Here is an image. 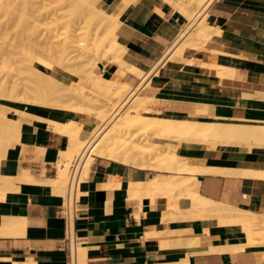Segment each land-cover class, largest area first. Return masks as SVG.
<instances>
[{
  "label": "crops",
  "instance_id": "crops-1",
  "mask_svg": "<svg viewBox=\"0 0 264 264\" xmlns=\"http://www.w3.org/2000/svg\"><path fill=\"white\" fill-rule=\"evenodd\" d=\"M97 5L116 17L114 33L123 50L122 66L100 61L96 75L107 81L119 77L133 88L143 82L140 93L151 98V111L143 115L264 125V0H212L200 11L212 35L198 47L187 46V36L176 43L196 12L190 0H98ZM0 104L23 113L16 115L21 138L10 146L4 164V173L14 179L0 201V264H69L60 213L63 191L52 182L69 140L51 123H78V137L88 139L100 121L61 107ZM220 147L180 143L175 153L186 165L207 170L182 175H191L190 189L200 197L247 211L261 223L264 176L246 172L264 173V149L233 146L230 153L219 152ZM96 157L79 192L76 264L78 253L82 264H264V226L254 227L249 237L240 223L223 221L222 214L193 217L192 202L180 189L168 196L144 192L138 184L154 175L168 177L167 172ZM6 221H19L23 230H2Z\"/></svg>",
  "mask_w": 264,
  "mask_h": 264
},
{
  "label": "rangeland",
  "instance_id": "rangeland-1",
  "mask_svg": "<svg viewBox=\"0 0 264 264\" xmlns=\"http://www.w3.org/2000/svg\"><path fill=\"white\" fill-rule=\"evenodd\" d=\"M17 1L19 5L16 3ZM21 1L23 2V5ZM85 1L86 0H26V3L25 0H16V2L14 1V3L16 4H14L13 2V4H11L15 6L10 5L11 1H9L10 3L8 1L0 2V96L3 94L4 97V99L0 100L4 102L11 100L20 102L21 99L25 100L27 98L26 101H24L25 103L28 101V99L31 102H33L35 99H38V102L40 103L39 105L43 104L52 107H61L63 109L82 113L96 119L99 115H101L103 111H107L109 109V107L105 106L106 93L101 90H91L90 88L92 86V82H94V76H96L95 71L97 63L103 60H108L107 54L102 50L103 40L110 36L112 32H115L114 27H116L117 22L112 19L100 20V17L96 14L95 16H97L99 19L96 18L94 19V21L100 20V22L98 23V21H92L94 17V11L92 10V8L94 10L99 9L97 5L98 0ZM206 1L207 0H204L200 4V0H190V2L194 4L193 7L196 6V12L190 18V20L192 18L195 20H193L194 22H190V27L186 30L185 34L182 35L183 38L179 39L176 42L177 44H180L185 40L184 36H187V42L192 38V42L190 41V43H194L196 41L195 43H198L199 45H201L208 39L209 36L203 42L199 41L200 43L197 42V40H194V35L197 32L196 30L201 26L198 24L199 21V23H201L200 19L202 16V12L200 11L203 10ZM7 2L11 7L6 4ZM5 5L6 7L4 8ZM31 5V9L27 8V14H24L26 11L25 7H29ZM20 7L23 12L20 11ZM91 12H93V14H91ZM87 13H90V15H88ZM87 16H91L92 19L90 20ZM8 17H10L9 20ZM22 17L25 19V21L21 20ZM198 44L194 46L198 47ZM184 45L185 44H183V46ZM63 75L68 76L70 79L63 80L60 77ZM135 76L141 78L143 75L140 73V75ZM19 79L21 82H23L21 83ZM12 81L19 82V88L16 86L19 91L16 87H12ZM23 83L28 87H24ZM142 85L143 82L140 83L139 87L136 90L133 89L134 85H130L129 90H126L127 92L125 91L122 93V98L120 101L121 103L119 102V105H117L114 110L112 109L108 112L109 117L105 121V126H103V122H100V125H98V127L96 128L94 133L96 136L94 137L90 148H93V146H96L97 144L96 149L101 150L103 145L107 143V140L112 133L119 129H127L125 139L128 140L123 139L121 140V142H118L115 149H112V147H110L109 153L111 155L112 153L116 154L118 157H121L123 154L126 157V155L128 154V152L126 151V145L130 144V142L132 141L133 145H135L139 151V155L137 157L141 162L143 161L142 164L146 162L145 165L141 167H147L155 171L168 172L165 169L160 168L163 167L162 163H164V166L165 163H167L162 160V158L166 157V154L169 151H173V149L176 152L177 147L180 145V143L186 141L179 140L178 138L174 137L175 135L173 136V138L172 135H163L159 134L158 132H156L155 134L152 126L146 125L145 123L143 124V122H132V124L134 123L132 125L131 123L128 124V122L125 121L128 112L131 110V107L134 106L135 102H138L137 100H140V98L144 96V94L140 93L139 90ZM31 86L34 90L30 89ZM33 86H35L36 88ZM23 87L27 90V92ZM11 89L14 90L15 94L11 92ZM15 89L19 93L15 92ZM28 90L31 91V93ZM22 91L23 93H21ZM28 92L29 95H25L28 94ZM12 94L15 96L17 94L18 98L13 96ZM30 94L31 98L29 97ZM67 94H69V96ZM10 97L14 98L11 99ZM23 100H21V102H23ZM30 101L29 103H31ZM36 101L37 100L34 101L35 104H38V102L36 103ZM148 105L149 103L147 104V106ZM2 109H6V111ZM2 109L0 110V130H2L0 132L1 134H5V127L9 125V117L11 121H17L20 124V120L16 118V115H23V113L14 111L10 108L8 113L6 106ZM148 111H151L150 108L148 109ZM140 112L142 114V112H145V110H140ZM70 123L80 125L75 122H69V124ZM228 125L230 127L229 131L231 130L234 132V130L236 131L239 129L240 134L244 132L247 136L250 132V135H252H249V138H253L251 144L241 141L240 146L237 144V142L232 146H235L239 149L248 150L252 149L253 147L264 149V130L261 131L260 129V126H262L263 128L262 124H260V126L258 124L259 129H257V124H234L236 125V128L232 127L233 124H227V127ZM17 130L19 134H21L20 127H18ZM1 134L0 144H2L0 145V175L4 173V164L6 163L9 151L12 148L8 146V148L6 147V150L4 149V144L7 143L6 141L9 142L10 139L6 140L7 135L5 134V137V135ZM163 136H165V139L163 138ZM3 138L6 139L4 140ZM11 141L12 144L18 143L19 137H17L16 140ZM196 141L193 140L194 143H200L211 148L222 146L226 150L229 146L225 140H222V143L215 141L218 144L214 143V141L210 142V144L209 142H207L208 144H206V142L204 141L201 142V140ZM8 144L11 145V143ZM76 156L77 155H74L72 158H70L71 160H69L68 158H64L65 160L63 159L65 161L64 164H66L67 161L69 162H67L66 165L67 179L63 183L64 186H61L63 196H65L68 180V167ZM92 157L94 158L96 156ZM61 164L62 163H60V165ZM136 166L140 167L139 165ZM246 174L264 176V173L246 172ZM83 176L84 173L81 174L78 191V201L80 188L86 181V179H83ZM3 182L4 181L0 183L2 184ZM217 205L222 207L224 212L228 211L227 214L224 213L223 210L221 211V213L220 211H218L219 216L221 214L223 215V221L237 223V220H240V217L236 219L238 216L234 214L238 212L237 209L221 205L219 203H217ZM244 214L247 220L244 221V223L242 220H240L238 223L242 222L243 229L247 232V235L249 237H252V230L254 229V227L258 225L264 226V216H262L261 223H258V219L255 215L247 211H244ZM233 215L237 217L234 218ZM260 237V243H264V233H260ZM79 256L80 253H78V262L80 261L79 264H81L82 261Z\"/></svg>",
  "mask_w": 264,
  "mask_h": 264
},
{
  "label": "bare ground",
  "instance_id": "bare-ground-1",
  "mask_svg": "<svg viewBox=\"0 0 264 264\" xmlns=\"http://www.w3.org/2000/svg\"><path fill=\"white\" fill-rule=\"evenodd\" d=\"M1 1H11V3H10V5L11 4H13L14 3V1L16 2V0H1ZM0 1V2H1ZM20 1V0H19ZM87 1V0H86ZM85 1V2H86ZM197 1V0H196ZM202 1H204V0H200V4L202 3ZM6 3V4H8L9 5V3ZM13 2V3H12ZM22 2V1H21ZM25 2H26V0H25ZM27 2H29V1H27ZM26 2V3H27ZM31 2V1H30ZM199 2V1H198ZM197 2V3H198ZM212 2V0H207L206 1V3L204 4V8L206 7V6H208L210 3ZM17 4H18V1L16 2ZM16 3H14V4H16ZM32 3V2H31ZM126 3V2H125ZM2 4V3H1ZM91 4V3H90ZM199 4V3H198ZM9 5V6H10ZM19 5V4H18ZM22 5H23V2H22ZM26 5V4H25ZM24 5V6H25ZM30 5V4H29ZM92 5V4H91ZM1 6V5H0ZM11 6H15V5H11ZM10 6V7H11ZM20 6H21V4H20ZM6 7V5L4 6V8ZM31 7H32V5L31 6H27V7H25L26 8V11H25V13L24 14H27L26 12H27V8H29V9H31ZM1 9V8H0ZM20 9H21V7H20ZM33 9V8H32ZM2 10H3V8H2ZM7 10V9H6ZM9 10V9H8ZM34 10V9H33ZM92 10L94 11V14H93V12H91V14H93V16L95 17H93V19L91 18V16L89 17V16H87V17H89V19L91 20L92 19V21H94V19H99L97 16H95V14L96 15H98L99 17H100V20L102 19V20H108V19H112V20H115V21H117L116 20V17L114 16V15H112V14H109V13H107V12H105V11H103V10H101V9H93L92 8ZM20 11H22L23 12V10L21 9ZM111 11V10H110ZM1 12V11H0ZM9 12V11H8ZM7 12V13H8ZM31 12V11H30ZM96 12V13H95ZM4 13V12H3ZM6 13V12H5ZM19 13H21V12H19ZM2 14V13H1ZM16 14V13H15ZM88 14V13H87ZM88 15H90V13L88 14ZM5 18V17H4ZM9 18L10 17H8V20H9ZM20 18V17H19ZM24 18L22 17V21H25V19L23 20ZM13 20V19H12ZM19 20V19H18ZM100 20L98 21V20H96V21H94V22H97L98 21V23L100 22ZM193 20H195V19H192V21ZM21 21V22H22ZM194 22V21H193ZM200 22V21H199ZM198 22V24L199 25H201L200 27H199V29H197L196 31V33H195V39L194 40H197V42H203L205 39H207V37L211 34H209L208 33V31H209V27H208V25H207V23L205 22V18H203L202 20H201V23H199ZM10 24V23H9ZM16 25V24H15ZM19 25H20V22H19ZM22 25V24H21ZM27 25V24H26ZM191 25V24H190ZM190 25L182 32V34L180 35V37L179 38H181L182 37V35L183 34H185V32H186V30L190 27ZM19 27V26H18ZM22 27V26H21ZM115 29H116V27H114ZM22 29V28H21ZM114 29V30H115ZM194 34V33H193ZM212 35V34H211ZM210 35V36H211ZM178 39V38H177ZM179 40V39H178ZM177 40V41H178ZM191 42H192V38H191V40H190ZM196 42V41H195ZM194 42V43H195ZM199 42V43H200ZM190 43V44H187V46L188 45H190V46H192V47H195L194 45H197L198 43ZM199 45V44H198ZM186 46V44L184 45V46H182V48L183 47H185ZM181 49V48H180ZM102 50L107 54V59L108 60H111V61H116L115 62V64L116 63H119V64H121L122 63V61L120 60V56H121V53H122V50L123 49H121V47H120V45L116 42V37H115V33L114 32H112L111 34H110V36H108L105 40H103V43H102ZM175 52V51H174ZM173 52V53H174ZM179 52V51H178ZM178 54V53H177ZM182 54V53H181ZM123 55V54H122ZM122 59V58H121ZM40 61V60H39ZM110 62V61H109ZM38 64V63H37ZM126 65V64H125ZM121 66H122V64H121ZM129 66V65H128ZM123 67H124V65H123ZM20 68V67H19ZM131 68V67H130ZM133 68V67H132ZM18 69V68H17ZM18 71V70H17ZM132 71L133 72H135L133 69H132ZM22 73V72H21ZM136 74H137V76L138 75H140V73L139 72H135ZM23 74V73H22ZM24 75V74H23ZM12 76H14V75H12ZM22 76V75H21ZM115 76V75H114ZM90 77V76H89ZM9 78V77H8ZM12 78V77H11ZM10 78V79H11ZM17 78H19V77H17ZM26 78V77H25ZM119 77H116L115 79H113L112 78V80H109V81H107V80H103L99 75H96V76H94V82H92V86H91V90H101V91H104L105 93H106V105L105 106H107V107H109V109L107 110V111H103L102 113H101V115H99L98 117H97V120L98 121H100V122H103V126H105V121L107 120V118L109 117V115H108V112L110 111V110H114V108H116L117 107V105H119V102L121 101V98H122V93L123 92H125L126 90L128 91L129 90V86L128 85H126L125 83H122L121 82V80L119 81V79H118ZM9 79V80H10ZM14 79H15V77H14ZM13 79V80H14ZM22 79V78H21ZM8 80V81H9ZM26 80V79H25ZM93 80V79H92ZM141 80V79H140ZM17 81H18V79H17ZM17 81H12L13 82V86L12 87H18L19 88V82H17ZM19 81H20V79H19ZM7 82V81H6ZM11 82V83H12ZM21 82V81H20ZM23 82V81H22ZM21 82V83H22ZM38 82V81H37ZM90 82V81H89ZM15 84V85H14ZM24 84V83H23ZM29 84V83H28ZM27 84V85H28ZM140 85V84H139ZM139 85L137 86V87H135V88H133V89H137L138 87H139ZM4 86V85H3ZM90 86V85H89ZM16 87V88H17ZM22 87V86H21ZM24 87H28V86H26V84H24ZM23 87V88H24ZM33 87H35V86H33ZM259 87V86H258ZM17 88V89H18ZM36 88V87H35ZM261 88V87H260ZM264 88V87H263ZM13 89V88H12ZM11 89V90H12ZM29 89V88H28ZM31 90L33 89L32 88V86H31V88H30ZM29 89V90H30ZM259 89V88H258ZM7 90V89H6ZM24 90H26L25 88H24ZM23 90V91H24ZM28 90V91H29ZM34 90V89H33ZM18 91H19V89H18ZM16 89H15V92H18ZM23 91L21 92V93H23ZM126 91V92H127ZM208 91V90H207ZM13 94H15L14 93V90H12L11 91ZM26 92H27V90H26ZM30 93H31V91H29ZM29 92H28V94H25V95H29ZM75 92V91H74ZM19 93V92H18ZM196 93V92H195ZM12 94V95H13ZM72 94H74V93H72ZM23 95V94H22ZM68 96H69V94H67ZM76 95V94H75ZM248 95V94H247ZM5 96V95H4ZM13 96H15V95H13ZM12 97V96H11ZM10 97V98H11ZM15 97H17V94H16V96ZM28 97V96H27ZM30 98H31V94H30V96H29ZM28 97V98H29ZM72 97H73V95H72ZM14 98V97H13ZM13 98H11V99H13ZM18 98V97H17ZM20 98V97H19ZM33 98V97H32ZM0 99H4V97H3V94L0 96ZM5 99H6V97H5ZM16 99V98H15ZM14 99V100H15ZM27 99V98H26ZM26 99L25 100H23V99H21V100H23V102L24 101H26ZM153 99V98H152ZM8 100H9V98H8ZM21 100H20V102H21ZM32 100V99H31ZM34 100V99H33ZM35 100H37L36 101V103L39 101L38 99H35ZM34 100V101H35ZM12 101V100H11ZM29 99H28V103H29ZM31 102L32 104L34 103L35 104V102ZM138 102L136 103L135 102V104H134V106H132L131 107V110L128 112V114H127V116H126V119H125V121L126 122H128V124H132V122H143V124L145 123L146 125H150V126H152V128H153V130L155 131V134H156V132H158L159 134H163V135H172V137L174 136V137H176V138H178L179 140H184V141H186V143H187V141L188 142H190V141H192L193 142V140H201V142L202 141H204V142H206V144H208L207 142H209V144H210V142H212V141H214V143H217V142H215V141H218V142H220V143H222V140H225L226 141V143L229 145L228 147H227V149L225 150L222 146L219 148V152L220 151H230V153H231V151H233L234 150V147L232 146V145H234V144H236V142H237V144L240 146V144H241V141H244L245 143H249V144H251V142H252V140H253V138L251 139V138H249V135H250V132L248 133V136L244 133V132H242L241 134L239 133V129L238 130H234V132L233 131H229V125H228V127H227V124H225V123H220V122H201V121H193V120H184V119H180V120H174V119H169V118H156V117H148V116H146V115H143V114H141V112H140V110L141 111H143V110H145V112H147L148 111V109H149V106H147V104L151 101V98H149L146 94H144V96L142 97V98H140V100H137ZM27 102H25V103H27ZM154 102H155V100H154ZM154 102H152V103H154ZM31 103H29V104H31ZM121 103V102H120ZM40 103L38 102V105H39ZM151 104V103H150ZM41 105H43V104H41ZM121 105V104H120ZM5 106H3L2 104H0V110L2 109V108H4ZM107 109V108H106ZM2 110H5L6 111V109H2ZM7 112L9 113V108L7 107ZM147 110V111H146ZM149 112V111H148ZM2 114V113H1ZM4 114V113H3ZM3 116V115H2ZM2 119H5V118H2ZM235 120V119H234ZM8 122H9V125H7V127H5V130H6V135H7V137H6V135L5 134H3V135H5V137L7 138H5L6 140H9L10 139V141L11 140H16V138L17 137H19V139L21 138V134H19V132H18V127H20V124L17 122V121H11V119H10V117H9V119H8ZM4 123V122H3ZM134 124V123H133ZM132 124V125H133ZM233 124V128L235 127L236 128V125H234V123H231V125ZM51 125L54 127V130L55 131H57V132H60V133H62V134H66L67 136H68V140H69V145H68V148H67V150H66V152L64 151V153H62V155H64V156H60L61 157V159L63 158H68L69 160H71L70 158H72L74 155H81L82 154V156H85L86 157V161H85V164H84V167H83V170L82 171H84V172H82V173H84V176H83V179H85V177H86V175H87V172H88V170H89V166H90V163L93 161V157L92 156H97V157H99V158H106V159H111V160H115V161H122L123 163H127V164H136V165H139L140 166V168H141V166H144L145 165V163H143L142 164V162L139 160V158L137 157L138 155H139V151H138V149H137V147L135 146V145H133V142L131 141L130 142V144H127L126 145V151L128 152V154L126 155V157L122 154V156L121 157H118L116 154H113L112 153V155L109 153V149H110V147H112V149H115V147H116V145H117V143L118 142H121V140H123V139H125L126 138V132H127V129H119V130H116L114 133H112L110 136H109V138H108V140H107V143L106 144H104L103 145V147H102V149L101 150H97L96 149V146H97V144H96V146H93V148H90V145H91V143H92V141L94 140V137L96 136L94 133H95V130H96V128L98 127V126H93L92 128H91V135L89 136V138L88 139H80L79 137H78V134H79V131H80V128H81V125H76V124H56V123H51ZM263 125V124H262ZM259 126H260V124H259ZM259 126H258V124H257V129H259ZM3 127H4V125H3ZM255 127V126H254ZM17 128V129H16ZM238 128H240V127H238ZM227 129H228V132H227ZM256 129V130H257ZM260 129H261V131H263L264 130V125H263V128H262V126H260ZM0 131H2V130H0ZM264 132V131H263ZM89 133V132H88ZM253 133V132H252ZM0 134H1V132H0ZM1 134V135H2ZM90 134V133H89ZM252 135V134H251ZM250 135V136H251ZM65 136V135H64ZM167 136V137H168ZM1 137V136H0ZM129 137V136H128ZM173 137V138H174ZM254 137V136H253ZM163 138L165 139V136H163ZM4 139V138H3ZM2 139V140H3ZM4 139V140H5ZM1 140V139H0ZM125 140H128V139H125ZM175 140H177V139H175ZM8 142V141H6L7 143L6 144H4V149L6 150L7 148H8V146L10 147L11 145H12V141L11 142ZM1 142V141H0ZM197 142V141H196ZM8 143H11V145L10 144H8ZM2 144V143H1ZM0 144V145H1ZM218 144V143H217ZM221 145V144H220ZM7 147V148H6ZM188 147V146H187ZM99 148V147H98ZM3 149V148H2ZM170 149V148H169ZM173 149V148H172ZM4 150V151H5ZM2 152V151H1ZM168 152V151H167ZM4 153V152H3ZM228 153V152H227ZM167 156L166 157H164V158H162V160H164L165 162H167V163H165V166H164V163H162L163 164V167H160V168H163V169H165L166 171H168L167 173V175H168V177H165V178H159L158 176H156V175H154L153 177H152V179L151 180H149V181H145L144 183H139L138 182V184H139V186L140 187H142V189L144 190V192L146 191H149V190H151V189H153L154 191H157V192H159L160 194H170V193H172V192H174V190H177L178 192H180L181 191V193H180V195H184V196H188L187 198H189L190 200H191V202H192V204L190 205V206H192L191 208L193 209V211L191 210L190 212H191V215H192V213L194 214V215H192L193 217H199V219H200V217L201 218H203L204 216H206V215H215V216H218V214H219V212L218 211H220V213H221V211L223 210V208L222 207H220L219 205H217V202H213V201H211V200H208V199H204V198H202V197H200L199 195H198V193L197 192H195V191H193V190H191L190 189V185H191V179H192V177H190V176H184V175H182L183 173H187V174H195V173H197V172H204V171H207L206 169H198V168H193V167H189V166H187L186 165V161L182 158V157H180V156H178L176 153H175V151H174V149H173V151H169L167 154H166ZM96 157V158H97ZM123 158V159H122ZM62 159V160H63ZM65 160V159H64ZM62 161L61 163V165H60V163H59V170H58V178L57 179H55L54 181L52 180V182H53V184L55 183V185L56 186H58V191L61 193V191H62V189H61V186H64L63 185V183L66 181V165H67V162H66V164H64L65 163V161ZM61 161V160H60ZM160 161H161V159H160ZM163 162V161H162ZM69 163V162H68ZM147 164H148V162H147ZM150 165V164H149ZM19 167V166H18ZM68 167V166H67ZM145 168V167H144ZM85 169V170H84ZM211 169V168H210ZM217 169V168H216ZM213 170V169H212ZM222 170V169H221ZM213 171H215L216 172V170H213ZM219 171V170H218ZM19 172V171H18ZM24 172H25V170H24ZM23 172V174H24V177H26L25 175H26V173H24ZM210 172V170L207 172V173H209ZM220 172V171H219ZM214 173V172H213ZM175 174H177V175H175ZM181 174V175H180ZM210 174H212V171L210 172ZM219 175V174H218ZM221 175V174H220ZM1 176V178H0V182H2V181H4L2 184H1V187H0V201L4 198V196H5V193L7 192V190L9 189V186H10V184H11V182L13 181V179H14V177L8 172V171H6L4 174H2V175H0ZM23 177V176H22ZM27 177H28V174H27ZM30 177V176H29ZM17 178H18V176H17ZM16 179V178H15ZM33 179H34V177H33ZM29 180V179H28ZM35 180V179H34ZM33 181V180H32ZM43 181H46V180H44L43 179ZM50 181V180H49ZM51 182V181H50ZM51 182V183H52ZM44 183V182H43ZM48 183V182H47ZM197 183V182H196ZM137 184V185H138ZM54 185V186H55ZM53 186V185H52ZM193 186H194V184H193ZM138 187V186H137ZM53 188H55L56 189V187H53ZM193 188V187H192ZM137 189V188H136ZM178 189H180V191L178 190ZM57 190V189H56ZM140 190V189H139ZM135 191V190H134ZM59 192H58V194H59ZM133 192V191H132ZM143 192V193H144ZM152 192V191H151ZM151 192H149V193H151ZM54 193H55V191H54ZM135 193V195L136 194H138V192H134ZM154 193H156V192H154ZM176 193V192H175ZM175 193H174V195H175ZM169 194H168V196H169ZM179 194V193H178ZM134 195V194H133ZM141 195V194H140ZM153 195V194H152ZM177 195V194H176ZM138 196V195H137ZM171 196V195H170ZM136 197V196H135ZM152 197V196H151ZM154 197V196H153ZM185 197V198H186ZM132 198V197H131ZM143 198V197H142ZM133 199V198H132ZM141 199V198H140ZM177 202V201H176ZM190 208V209H191ZM223 212H224V210H223ZM222 212V213H223ZM227 212L228 211H226V212H224V213H226L227 214ZM237 213V214H236ZM236 213H234L235 215H237V216H234V218H236V219H238L239 217H240V220H242L243 221V223H244V221H246L247 220V218H245V214H244V211H240V210H238V212H236ZM175 215V214H174ZM185 215V214H184ZM191 216V217H192ZM214 216V217H215ZM213 217V216H212ZM9 219H11V218H9ZM24 219V218H23ZM204 219V218H203ZM196 220V219H195ZM235 220V219H234ZM239 219L237 220V223L240 221ZM24 221V220H23ZM22 222V221H21ZM23 223V222H22ZM242 222L240 223L241 225L243 224ZM240 224H238V225H240ZM1 229L2 230H5V231H8V233L10 232V231H22L23 230V226H22V224L19 222V221H17L16 223H14V222H9V221H6V222H3L2 223V225H1ZM13 233V232H12ZM209 233V232H208ZM7 234V233H6ZM200 236V235H199ZM187 240V239H186ZM196 240V239H195ZM198 240V239H197ZM197 240H196V242H197ZM180 241V240H179ZM182 241V240H181ZM181 241H180V243H181ZM193 241V240H192ZM191 241V243L193 244L194 242H192ZM178 242V241H177ZM183 242V241H182ZM188 242V241H187ZM199 242V241H198ZM230 243V242H229ZM188 244V243H187ZM191 244V245H192ZM197 245V244H196ZM231 245V244H230ZM229 245V246H230ZM238 245V244H237ZM193 246V245H192ZM232 246V245H231ZM194 247V246H193ZM198 247V246H197ZM208 248V247H207ZM81 254V253H80ZM80 258H81V256H79ZM77 260H78V256H77ZM80 262V261H79ZM79 262H78V264H79ZM17 264H35V263H33V262H25V263H17ZM82 264V263H81Z\"/></svg>",
  "mask_w": 264,
  "mask_h": 264
},
{
  "label": "built area",
  "instance_id": "built-area-1",
  "mask_svg": "<svg viewBox=\"0 0 264 264\" xmlns=\"http://www.w3.org/2000/svg\"><path fill=\"white\" fill-rule=\"evenodd\" d=\"M85 161L86 157L81 154L76 156L70 163L68 167V180L65 196L60 207L64 230L63 242L68 255L69 264H76L75 224L79 212L78 191Z\"/></svg>",
  "mask_w": 264,
  "mask_h": 264
}]
</instances>
